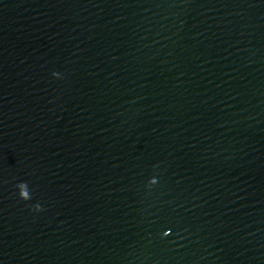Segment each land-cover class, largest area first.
Masks as SVG:
<instances>
[{
	"label": "water",
	"instance_id": "95a60500",
	"mask_svg": "<svg viewBox=\"0 0 264 264\" xmlns=\"http://www.w3.org/2000/svg\"><path fill=\"white\" fill-rule=\"evenodd\" d=\"M120 264H264V0H156Z\"/></svg>",
	"mask_w": 264,
	"mask_h": 264
}]
</instances>
